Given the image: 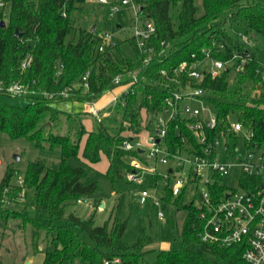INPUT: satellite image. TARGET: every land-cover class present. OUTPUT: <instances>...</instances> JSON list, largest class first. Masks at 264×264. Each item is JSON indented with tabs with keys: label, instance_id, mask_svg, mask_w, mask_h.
I'll return each mask as SVG.
<instances>
[{
	"label": "trees",
	"instance_id": "obj_1",
	"mask_svg": "<svg viewBox=\"0 0 264 264\" xmlns=\"http://www.w3.org/2000/svg\"><path fill=\"white\" fill-rule=\"evenodd\" d=\"M1 1L6 5L0 9V19L7 26L0 27V80L29 83L37 95L22 98L29 103L21 107L4 102L0 94V133L6 132L13 139L26 138L36 147L44 148L46 143L51 149L59 147L61 151L57 163L31 162L24 177V187L33 190L36 214L42 211L48 214L49 222H43L20 212L25 223L30 221L35 228L45 231L54 244V249L44 254L43 264H73L80 258L86 264L112 263L115 258H120V264H145L150 253H155L154 264H243L242 247L224 248L201 241V209L194 203H184L187 197L184 192L172 201L174 197L167 186L168 201H172L177 210H187L180 249L144 251L151 242L149 237L133 244L125 243L122 238L127 221L116 217H110L102 226H96L93 218L84 220L74 214L62 226L56 227L52 221L63 219L68 204L84 199L98 188L96 182H84L88 175L86 168L71 165L70 159L82 158L96 164L105 156L109 162L105 175L114 182H130L126 178L132 170L130 161L141 155L138 151H125L123 142L132 139L131 133L146 131L148 134L150 126L164 110L166 98L179 86L189 84L202 88L203 99L217 113L223 126L230 125L231 113L237 114V122L252 132L251 143L264 147V90L255 93L259 84L264 87V64L242 37H234L228 30L235 23H243L252 38L264 37V0H201L202 13L196 0H135L141 7L142 18H150L156 26V33L147 44L154 48L148 65L144 63L146 54L138 48L134 36L117 41L116 46L103 43L100 21L84 20L78 0ZM179 1L181 9L175 22L170 11ZM7 8L9 15L5 14ZM108 11L107 7L106 15ZM78 16L82 22H92L91 26L82 25ZM16 30L21 33L20 37H16ZM71 36L73 39H69ZM102 45L104 49L100 51ZM204 50L209 52V58ZM115 55L123 58L128 69ZM28 56L33 62L23 71L20 65ZM236 57L245 60L242 69L231 65ZM210 58L227 64L215 78L205 74L201 80L191 79L180 69L183 63L189 68ZM127 70L138 72L144 79L115 104L109 115L97 118L87 113L96 122L91 131L82 127L74 132L76 116L52 106L62 99L81 101L88 96L99 99L117 87L115 77ZM86 74H89L87 78ZM129 80L125 79L123 84ZM66 89H69L67 97L61 95ZM143 119H148L145 126ZM65 125L68 130L62 135L59 131ZM53 127H58L59 131H54ZM86 134L88 138L81 146ZM180 135L195 142L192 132L181 117H177L170 122L166 137L173 152L184 148ZM16 172L9 169L3 177L1 201L7 187H13L11 194L21 191L22 187L12 184ZM149 178L157 182L162 176ZM223 190V186L218 187V192ZM2 209L0 206V213L4 212ZM83 233L89 234L94 245L83 239Z\"/></svg>",
	"mask_w": 264,
	"mask_h": 264
},
{
	"label": "built area",
	"instance_id": "obj_2",
	"mask_svg": "<svg viewBox=\"0 0 264 264\" xmlns=\"http://www.w3.org/2000/svg\"><path fill=\"white\" fill-rule=\"evenodd\" d=\"M99 3L107 5L109 18L121 13L127 6L132 7L136 20L133 36L137 40L138 48L146 54L144 63L148 65L154 54V48L147 46L156 33L154 22L150 18H142L141 7L135 0H99ZM5 5L6 3L0 0V9ZM139 20L142 21V26L138 24ZM1 21L0 19V23ZM242 39L246 43L250 40L247 36H243ZM101 40L103 43L116 46L117 41L109 31L101 33ZM103 49L104 45L100 46V51ZM204 51L209 58V52ZM115 56L118 62L128 69L123 58ZM32 62L33 58L28 56L20 68L24 71ZM244 64L245 60L242 59L236 69H242ZM188 66L187 63H183L180 69L187 73V77L201 80L205 74L217 77L227 64L222 60L210 58L196 62L189 68ZM162 74L167 75V72L162 71ZM88 76L89 74H86V78ZM125 79L130 80L123 84ZM143 79L138 72L130 70L118 74L114 84L117 87L126 85L127 88L114 99L115 104ZM86 86L88 87L87 83ZM68 93L69 89H66L61 95L67 97ZM0 94L24 98L37 95V91L33 90L29 83L21 81L7 83L0 80ZM48 96L53 97L54 94ZM203 96L202 88L189 84L179 86L178 90L166 98V106L154 123L155 133L144 139L139 133L130 134L132 139L125 140L122 148L125 151H138L141 157L147 154V159L144 161L141 158L132 159L130 161L132 170L127 173L126 178L131 183L143 186L147 177L162 176L157 171L158 165L169 167L162 176L166 180L165 187L170 189L174 198L184 192L187 195L186 200L201 209V241L224 248L240 246L243 249V264H264V152H261V148L264 147L251 143L252 132L241 122L223 126L217 113L211 110V105ZM92 115L101 118L98 111H93ZM177 117H181L185 127L192 132L195 142L180 135L184 148L173 152L166 143V137L170 122ZM147 121L148 119L146 123ZM242 132L248 134L244 139L245 154L240 152L238 146L239 134ZM221 155H225L228 160L222 161ZM235 167L240 168L243 175L240 192L229 190L224 180ZM18 185L23 187L24 179H19ZM219 186L224 187L222 192H218ZM25 192L26 189L19 193L17 197L19 201L24 202ZM148 196V192L143 191L139 199L144 202ZM156 203L159 204L158 201ZM159 215L163 217L164 214ZM105 264H120V258H115L112 263L107 261Z\"/></svg>",
	"mask_w": 264,
	"mask_h": 264
},
{
	"label": "rangeland",
	"instance_id": "obj_3",
	"mask_svg": "<svg viewBox=\"0 0 264 264\" xmlns=\"http://www.w3.org/2000/svg\"><path fill=\"white\" fill-rule=\"evenodd\" d=\"M38 3L40 0H31ZM115 1V0H109ZM200 13L203 12L201 0H196ZM78 7L83 11V19L92 20L98 19L100 21L99 28L103 32L109 31L113 34L116 41H124L134 35V27L136 25L134 11L131 6H127L121 13L116 14L112 18H107L105 10L107 5L99 3V0H78ZM181 9L180 1L172 7L170 13L177 21ZM6 15H9V8L6 9ZM78 21L82 25L90 27L92 22H82L80 16ZM79 23V24H80ZM138 24L142 26V21L139 20ZM102 25V26H101ZM117 25H121L118 28ZM231 35L241 38L249 36L248 46L252 52L255 53L258 60L264 64V37L256 35L255 38L251 37V32L243 23H235L228 28ZM69 39H73L71 36ZM241 58L237 57L231 65H237L241 62ZM205 67V66H204ZM264 90L262 84H259L255 93L259 94ZM120 89L114 88L105 93L99 99L88 96L86 100H77L76 98L57 100L52 103V106L60 111H65L71 115L76 116V122L73 124L74 132H79L82 127L87 131L93 130L96 126L94 119L85 112L86 103L92 104L95 102V108L104 113H112L114 111V99L119 95ZM1 99L15 106L24 107L29 103L28 99L17 98L13 96H1ZM213 111V108H211ZM105 116V115H104ZM104 116H101L104 117ZM107 116V115H106ZM145 115H143V118ZM65 121L63 119L61 124ZM229 121L235 123L238 120L237 114L231 113ZM143 124H147L143 119ZM60 125V124H59ZM48 126L52 128L49 122ZM61 127V126H59ZM59 131L58 127H53L54 131H58L65 135L68 126ZM49 130H46L48 133ZM156 132V125H151L149 133L141 132V138L144 139L149 134L152 135ZM247 133L239 134L238 146L240 152L245 154V138ZM88 138V134L83 136L81 146H83ZM45 147H36L31 141L26 138L13 139L6 133H0V185L3 177L9 169L16 170L13 176L12 184L18 185L19 179H24L28 166L31 162L36 160H43L47 164L57 163L61 159V151L59 147L51 149L49 144H44ZM264 152V148H261ZM19 156V160L15 159ZM141 159H147V154H144ZM222 161H227L225 155H221ZM69 163L73 166H82L87 170V178L85 183L96 182L98 184L97 190L84 199L70 203L65 208V215L63 219H54L52 224L56 227L62 226L66 223L67 218L74 214L81 219L87 220L93 218L96 226H102L110 217H116L121 221H127V229L123 235V241L128 244H133L139 239L151 238L144 251L151 250H168L180 249L183 247V239L181 235L182 226L187 216V210H177L172 201L167 199V191L165 190L164 178L154 181L147 177L145 186L137 185L127 181H112L109 179L105 172L108 167V159L105 156L101 157V161L96 164H89L82 158H72ZM169 167L158 165L157 171L162 176L165 175ZM242 171L240 168H233L224 177L227 187L231 191H241ZM151 182V183H150ZM26 189L24 204L16 202L19 193ZM13 187H7L4 191L5 197L1 201L0 206L3 208L0 213V262L2 264H25L31 261V264L41 263L42 255L47 251L54 249V244L51 238L43 230L35 228L30 221H24L21 213H25L37 220L49 222L47 212L42 211L41 214H36L34 208L33 190L27 189L24 186L21 191L16 194H11ZM143 191L148 192V197L144 202L140 201V196ZM158 201L159 204L156 202ZM184 203H189L185 200ZM21 212V213H20ZM163 213V217H160ZM83 239L94 245L93 240L88 233H83ZM155 253H150L146 257L145 264H154ZM73 264H86L84 259H77Z\"/></svg>",
	"mask_w": 264,
	"mask_h": 264
},
{
	"label": "crops",
	"instance_id": "obj_4",
	"mask_svg": "<svg viewBox=\"0 0 264 264\" xmlns=\"http://www.w3.org/2000/svg\"><path fill=\"white\" fill-rule=\"evenodd\" d=\"M117 27L118 28H121V25H117ZM117 88H119L120 89V93H119V95L121 94V93H123L125 90H126V88H127V86L126 85H123V86H120V87H117ZM118 95V96H119ZM93 111H98L96 108H95V102H93L92 104H90V103H86V105H85V112L86 113H91L92 114V112ZM100 114H102L101 113V111H98ZM103 116L105 115H109V113H104V114H102ZM108 165H109V163H108ZM108 168V167H107ZM165 250V249H164ZM43 261H44V254L42 255V259H41V263H39V264H43ZM32 262L31 261H28V262H26L25 264H31Z\"/></svg>",
	"mask_w": 264,
	"mask_h": 264
},
{
	"label": "water",
	"instance_id": "obj_5",
	"mask_svg": "<svg viewBox=\"0 0 264 264\" xmlns=\"http://www.w3.org/2000/svg\"><path fill=\"white\" fill-rule=\"evenodd\" d=\"M6 26H7V23L4 20L1 21L0 27H6ZM92 30H95V26L92 27ZM15 35H16V37H20L21 33L18 30H16ZM140 152H142V151H140ZM15 159L19 160V156H15ZM170 172H172V170H170Z\"/></svg>",
	"mask_w": 264,
	"mask_h": 264
}]
</instances>
